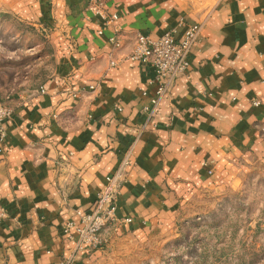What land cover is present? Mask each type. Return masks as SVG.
<instances>
[{"label":"crops","instance_id":"crops-1","mask_svg":"<svg viewBox=\"0 0 264 264\" xmlns=\"http://www.w3.org/2000/svg\"><path fill=\"white\" fill-rule=\"evenodd\" d=\"M105 5L119 13L122 49L113 51L114 29L88 11L86 0L68 3L63 14L77 50L62 55L56 76L21 96L4 123L0 204L8 217L0 221V264H60L71 255L75 242L62 224L93 206L128 155L117 205L118 216L132 221L106 229L110 241L130 231L156 233L179 200L223 181L247 155L264 156V0ZM195 23L203 28L190 68L149 117L144 107L159 87L155 68L121 57L137 33L175 29L180 39ZM102 249L77 254L73 264H99Z\"/></svg>","mask_w":264,"mask_h":264},{"label":"rangeland","instance_id":"rangeland-1","mask_svg":"<svg viewBox=\"0 0 264 264\" xmlns=\"http://www.w3.org/2000/svg\"><path fill=\"white\" fill-rule=\"evenodd\" d=\"M75 1L0 0V102L14 109L77 50L63 14ZM224 176L179 200L156 233L113 238L99 264H264V156L247 155Z\"/></svg>","mask_w":264,"mask_h":264},{"label":"built area","instance_id":"built-area-1","mask_svg":"<svg viewBox=\"0 0 264 264\" xmlns=\"http://www.w3.org/2000/svg\"><path fill=\"white\" fill-rule=\"evenodd\" d=\"M88 11L100 16L105 26L112 27L114 34L110 37L113 51L123 47V41L119 34L120 28L116 24L119 19L117 11H109L106 8L105 0H91ZM203 28L202 23L189 24L182 38H178L175 29H171L161 36L153 37L143 33H137L135 43L131 51L122 55L121 59L128 58L134 62L152 64L156 71V78L159 87L155 96L151 99V104L144 107V110L151 117L161 98L166 95L175 81L186 75L190 68V52L194 43L199 39ZM104 28L99 30L103 33ZM111 66H116L120 59L110 55ZM89 90H96L98 84L87 87ZM83 90H86L83 89ZM41 91L45 92V87L41 86ZM253 105L258 107L262 104L260 99H254ZM14 109L7 103L0 102V141H4L5 126L7 119L12 117ZM128 155L122 166L113 174L106 177V184L98 194L93 206L89 209H77L78 220H69L62 224V234L66 239L74 240L75 246L71 255L64 257L60 264H73L77 254L87 249H102L110 240L104 236L106 229H117L123 221L130 222L131 218L122 219L118 216V197L123 183L126 181L125 165L128 163ZM7 209L0 204V221L7 218ZM74 233H77L75 235Z\"/></svg>","mask_w":264,"mask_h":264},{"label":"trees","instance_id":"trees-1","mask_svg":"<svg viewBox=\"0 0 264 264\" xmlns=\"http://www.w3.org/2000/svg\"><path fill=\"white\" fill-rule=\"evenodd\" d=\"M110 229H112V228H110Z\"/></svg>","mask_w":264,"mask_h":264}]
</instances>
